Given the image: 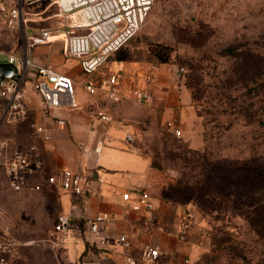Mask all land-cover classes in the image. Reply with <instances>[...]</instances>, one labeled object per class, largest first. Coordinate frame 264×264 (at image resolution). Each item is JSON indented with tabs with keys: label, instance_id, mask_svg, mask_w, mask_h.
<instances>
[{
	"label": "rangeland",
	"instance_id": "rangeland-1",
	"mask_svg": "<svg viewBox=\"0 0 264 264\" xmlns=\"http://www.w3.org/2000/svg\"><path fill=\"white\" fill-rule=\"evenodd\" d=\"M49 2L23 0V8ZM161 48L171 52L166 65L185 70L194 116L180 136L149 118L137 126L135 144L151 158L163 194L197 214L205 241L187 264H264V0H156L137 36L107 64L122 56L160 64L154 51ZM0 50V62L26 57L31 71L46 61L2 24ZM61 60L50 64L54 70L78 64ZM196 142L203 154L188 153ZM0 206L18 243L10 264H71L58 258L63 248L43 243L58 216L53 196L14 192L0 171Z\"/></svg>",
	"mask_w": 264,
	"mask_h": 264
},
{
	"label": "crops",
	"instance_id": "crops-1",
	"mask_svg": "<svg viewBox=\"0 0 264 264\" xmlns=\"http://www.w3.org/2000/svg\"><path fill=\"white\" fill-rule=\"evenodd\" d=\"M49 3L42 8L27 10L32 14L42 15L40 21L32 26H54L53 9ZM35 49L46 59L41 66L53 68L51 63H55L56 67L61 66V59L64 58L61 43L38 46ZM155 65H158L156 70L152 69L153 65L134 62L117 61L105 66L107 70L119 73L121 87L126 92L136 85L147 87L154 94V101L150 105L133 100L115 103L101 96L87 95L82 88L83 74L77 63L70 69L58 71L74 79L79 92L80 109L51 111L53 118L65 120L67 126L59 127L56 120L45 123L52 134V139L41 145L45 173L53 175L69 169L89 178L97 190L96 195L87 200V215L83 212L84 206L79 197L58 187L44 184L39 192L22 191L53 196L58 215L69 217V234L62 244L63 250L58 258L65 256L71 264H117L116 256L122 252L117 244V237L124 234L131 244L127 251L131 256L139 257L146 245L159 246L163 256L157 264H184L183 260L187 258L189 261L193 251L205 241L198 221L191 228L186 241L178 239L180 223L188 208L169 200L163 194L164 183L153 173L151 158L141 153L135 145L137 126L146 123L149 118L160 117L164 130L169 122L181 130L194 116L193 98L180 77L179 70L170 65ZM149 75L153 76L151 83L146 82ZM25 101L31 110L28 122L7 126L1 133V138L12 140L11 150L13 147L23 148L35 142L36 136L30 124L42 122L41 98L27 94ZM99 114L110 116L113 121H101ZM127 135L132 136V144L125 141ZM200 145V142L193 143L196 148ZM135 192L150 195L152 214L144 209L134 211L125 205L123 195ZM132 198L135 199L134 194ZM100 214L108 216L99 225L101 233L107 238L105 245L97 242L86 220L87 216L92 218Z\"/></svg>",
	"mask_w": 264,
	"mask_h": 264
},
{
	"label": "built area",
	"instance_id": "built-area-1",
	"mask_svg": "<svg viewBox=\"0 0 264 264\" xmlns=\"http://www.w3.org/2000/svg\"><path fill=\"white\" fill-rule=\"evenodd\" d=\"M34 1L38 0H28V3ZM155 2L156 0H50L54 26L41 28L32 24L40 21L42 15L25 10L23 0L15 5L0 0V24L19 32L29 51L38 46L61 43L63 57L78 61L83 74L82 88L87 95L101 96L115 103L133 100L139 104L150 105L154 101V94L147 87L136 85L126 92L121 87L119 73L107 70L105 65L113 53L137 36ZM4 57L5 62L17 65L21 74L18 81H0V170L4 172L9 189L14 192H39L44 184L52 185L79 197L84 206L83 212L87 215V200L97 193L90 179L69 169L47 175L41 151L42 143L52 139L51 131L45 125L47 121L56 120L59 127L67 126L65 120L53 118L51 111L80 109L74 79L68 74L41 65H33L34 70L31 71L26 57ZM152 69H158V65H153ZM178 73L184 81L185 70L181 68ZM94 74L98 75L95 81L90 79ZM152 80V75L147 76V83ZM27 94L41 98L42 122L30 124L36 136L35 142L23 148L13 147L11 150L12 140L1 138V133L7 126L28 122L31 110L25 101ZM99 118L101 121H113V118L107 115L99 114ZM166 131L176 136L181 135V130L171 122L166 125ZM125 141L132 144V136L127 135ZM133 194L135 199L132 198ZM123 202L134 211L144 209L152 214L153 204L146 192L126 193L123 195ZM107 218L106 214L86 217L90 231L101 245L106 244L107 238L101 233L99 225ZM196 221V212L188 208L180 223L178 239L181 242L187 240L188 233ZM3 222L0 206V264H10L18 243ZM69 229V217L58 215L49 232V238L43 243H50L61 249ZM117 244L122 250L116 256L117 264H157L163 256L159 246L151 245L144 246L139 257L131 256L127 253L131 244L124 234L118 235ZM188 262L187 258L183 260L184 264Z\"/></svg>",
	"mask_w": 264,
	"mask_h": 264
},
{
	"label": "trees",
	"instance_id": "trees-1",
	"mask_svg": "<svg viewBox=\"0 0 264 264\" xmlns=\"http://www.w3.org/2000/svg\"><path fill=\"white\" fill-rule=\"evenodd\" d=\"M136 37V36H135ZM132 40V39H131ZM127 44V43H126ZM125 44V45H126ZM124 45V46H125ZM163 48V47H162ZM161 49H157L154 51V55L155 57L157 58L158 62L162 65H166V64H169L170 63V60H171V52L169 50H166V51H163ZM121 50V48L116 51L115 53L119 52ZM114 54V53H113ZM129 57L128 56H122V57H119V59L117 60L118 62H129ZM203 142V140H202ZM136 145V144H135ZM203 144L201 143V145L199 147H194L192 144H191V147H188V153L192 152L193 154H197V155H200L201 153L203 154V152L205 151V149H203ZM137 147V146H136ZM138 149V148H137Z\"/></svg>",
	"mask_w": 264,
	"mask_h": 264
},
{
	"label": "water",
	"instance_id": "water-1",
	"mask_svg": "<svg viewBox=\"0 0 264 264\" xmlns=\"http://www.w3.org/2000/svg\"><path fill=\"white\" fill-rule=\"evenodd\" d=\"M20 77L21 74L19 72L17 65L7 62H0V81L3 80L18 81Z\"/></svg>",
	"mask_w": 264,
	"mask_h": 264
}]
</instances>
